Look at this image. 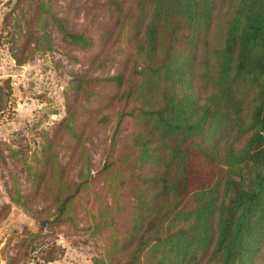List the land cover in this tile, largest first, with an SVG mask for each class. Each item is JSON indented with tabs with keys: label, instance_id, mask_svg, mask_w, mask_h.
I'll use <instances>...</instances> for the list:
<instances>
[{
	"label": "trees",
	"instance_id": "trees-1",
	"mask_svg": "<svg viewBox=\"0 0 264 264\" xmlns=\"http://www.w3.org/2000/svg\"><path fill=\"white\" fill-rule=\"evenodd\" d=\"M10 1L1 42L17 64L26 52H48L50 31L68 48L95 47L53 0ZM104 8L111 24L89 61L113 64L114 75L71 73L54 135L35 149L6 144L11 167L0 148L11 202L40 225L7 263L35 260L44 227L77 226L80 209L91 211L88 195L96 212L87 230L102 242L96 264H264V0H104ZM116 43L126 48L120 58L111 56ZM12 93L10 80L0 84V110ZM109 128L93 173L89 146ZM62 148L72 149L69 166L58 160ZM96 183L104 192H93ZM43 250L45 263L56 260L54 243Z\"/></svg>",
	"mask_w": 264,
	"mask_h": 264
},
{
	"label": "rangeland",
	"instance_id": "rangeland-1",
	"mask_svg": "<svg viewBox=\"0 0 264 264\" xmlns=\"http://www.w3.org/2000/svg\"><path fill=\"white\" fill-rule=\"evenodd\" d=\"M59 15H69L70 25L78 30H88L95 38L93 49L80 51L68 48L63 43L60 35L50 31L52 40L51 49L48 52L25 53V60L21 65L13 58L10 47L1 42L6 33L5 19L14 11V2L0 0V84L10 80L13 93L8 102L4 103L6 109L0 110V148L4 161L9 167L12 166L10 152L5 146L20 145L24 149H35L45 136L54 135V128L66 115L67 96L71 73L83 72L90 76L114 75L115 66L111 65L106 70H98L89 59L103 49L102 40L99 36L103 33V25L108 23V16L104 8V0H53ZM27 11L26 9L24 10ZM126 48L122 43L114 44L111 56L120 58ZM114 89L111 88L112 91ZM131 127L126 123L121 129L120 136ZM105 133V134H104ZM113 130L98 133L94 138L95 143L89 146L88 159L93 165V173L100 167L103 161V144H109ZM100 137V138H99ZM100 139V140H99ZM72 149L62 148L58 152V160L65 166H69ZM76 170H71L74 178ZM20 186L26 193L29 185L25 180V174L20 175ZM144 188V187H143ZM104 192L101 183H96L93 192ZM83 202L91 211L80 209L77 226L56 229L44 227L37 240L38 249L33 253L34 258L23 259L20 264H96L95 259L102 253V242L94 238L87 230L90 224V215L96 212V204L88 200L85 195ZM111 195L106 199L111 202ZM91 200V199H90ZM126 203V198H123ZM6 204L10 208L3 211ZM136 205V203H135ZM38 208V204L33 205ZM2 210V211H1ZM0 264H8L7 260L16 256L21 251V243L28 236L27 231L36 233L40 225L29 212L23 207L11 202L5 186V180L0 175ZM123 212V214H125ZM55 244L56 260L45 263L43 257L46 252L43 247Z\"/></svg>",
	"mask_w": 264,
	"mask_h": 264
}]
</instances>
